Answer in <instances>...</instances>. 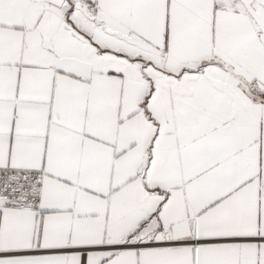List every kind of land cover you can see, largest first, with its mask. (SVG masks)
Returning a JSON list of instances; mask_svg holds the SVG:
<instances>
[{"label":"snow or ice","instance_id":"6c2138e0","mask_svg":"<svg viewBox=\"0 0 264 264\" xmlns=\"http://www.w3.org/2000/svg\"><path fill=\"white\" fill-rule=\"evenodd\" d=\"M0 264H264V0H0Z\"/></svg>","mask_w":264,"mask_h":264}]
</instances>
